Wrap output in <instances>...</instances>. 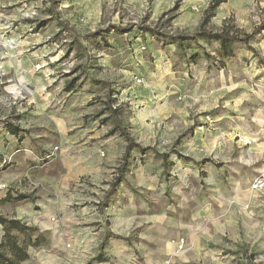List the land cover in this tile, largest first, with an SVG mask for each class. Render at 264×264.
Instances as JSON below:
<instances>
[{"label":"crops","instance_id":"0c3cea01","mask_svg":"<svg viewBox=\"0 0 264 264\" xmlns=\"http://www.w3.org/2000/svg\"><path fill=\"white\" fill-rule=\"evenodd\" d=\"M253 1L224 0L209 24L219 27L235 15L248 27L244 18L256 10ZM165 4L157 0L153 15L170 8ZM190 4L175 18L180 28L198 25ZM212 43L220 50L218 42ZM155 58L162 78L150 74L132 91L112 94V108L125 107L119 117L122 128L141 148H129L117 186L111 187L113 176L128 144L113 132L114 123L104 120H113L101 102L106 93H45L47 107L37 108L36 114L42 119L47 113V120L29 132L21 125L19 136L2 145L0 159L9 166L0 168V214L35 229L33 243L41 242L28 247L21 264H87L100 254L103 240L106 260L92 264H237L239 247L264 225V204L248 207L258 192H249L245 181L232 185L233 171L217 167L235 152L242 161L243 149L233 150L241 144L237 138L245 135L244 127L228 119L249 108L264 110V93H232L231 74L207 79L199 73L197 82H208L207 89L185 96L196 101L197 114L213 116L215 133L203 138L197 130L184 143L178 120L187 113V99L177 93L170 62L164 65L166 53ZM184 146L191 148L183 151ZM19 195L32 199L16 201ZM259 246L264 249L261 239Z\"/></svg>","mask_w":264,"mask_h":264},{"label":"rangeland","instance_id":"374dc122","mask_svg":"<svg viewBox=\"0 0 264 264\" xmlns=\"http://www.w3.org/2000/svg\"><path fill=\"white\" fill-rule=\"evenodd\" d=\"M0 1L3 3L0 6V149L13 136L7 129L8 123L18 128L22 125L29 132L39 121L47 120V113L42 119L36 114L37 108L47 107L45 93H106L101 100L104 103L108 93L111 98L112 94L128 93L134 86L143 85V79L150 74L162 78L155 66V54L160 58L161 53H166L168 60L164 65L170 62L169 72L177 76V93H183L184 99L190 93L207 89L208 82H197L202 72L207 79L231 74L232 93H264V73L259 72L264 71V51L261 50L264 0L253 1L252 8H256V12L244 18V21L249 20L246 28L239 24L235 15L227 17L219 27L209 23L206 26L210 32H219L228 22L229 27L241 35H252L248 46L236 44L235 56L231 59H224L214 43L197 35L212 1L165 0V8H170L158 16L152 13L157 0ZM185 4L193 5L192 10L199 18L198 25L180 28L175 24L179 9ZM174 7L177 10L170 12ZM173 36H197V39L179 46L170 39ZM195 102L190 98L186 100L187 113L178 120L179 124L182 123L178 137L184 143L196 137L197 130L201 131L203 138L210 137V132L215 133L211 128L213 116L210 113L197 114ZM115 108L112 109L125 111L124 106ZM257 109L260 111L249 108L247 114L235 112L228 119L244 127L245 135L237 138L241 144H236L233 150L243 149L242 161L235 152L226 162L217 165L218 168L225 165L233 172L237 170L236 174L231 173L232 185L239 181L243 185L245 181L249 192H258L249 198V208L252 205L262 208L259 204H264V188L253 189L255 181L264 177V154L260 152L264 146V128L261 129L264 110L263 107ZM121 113L116 119L123 117ZM108 114L112 116L111 112ZM104 120L114 123L111 118ZM120 123L123 126L121 120ZM117 134L124 137L119 132ZM189 148L191 146H184L182 150ZM1 166L8 167L9 164L0 159ZM260 213V222L264 223L263 213ZM257 232L256 235L249 234L247 242L239 247L241 258L237 259V264H264V249L259 246L260 239L264 242V225H259ZM1 234L4 236L2 225Z\"/></svg>","mask_w":264,"mask_h":264},{"label":"trees","instance_id":"16d2710c","mask_svg":"<svg viewBox=\"0 0 264 264\" xmlns=\"http://www.w3.org/2000/svg\"><path fill=\"white\" fill-rule=\"evenodd\" d=\"M223 2V0H212L210 6L204 13L203 21L200 25L199 31L197 32L198 36L204 38L206 42L216 41L220 46V55L225 59L234 58V47L237 43H242L246 46L249 45L250 40L252 39V35H241L239 31H234L233 27H229V23L225 22L223 28L219 32H210L206 29L210 19L214 16V12L219 7V5ZM177 10V7H174L172 11ZM150 32V31H149ZM173 43L177 45L190 44V42H195L196 37H186V36H173L170 37ZM210 58V55L207 56ZM112 98L111 94H107V99L103 103L105 105V111L111 112L113 116L114 128L113 132H119L122 136L125 137L127 141V150L122 158V162L120 167L117 169V176L114 178V181L111 187H115L120 183L122 172L124 167L126 166L127 159L129 157V148L134 146L140 148L136 145L127 131L122 128L121 123L118 119L120 114L119 110L112 109ZM7 129L9 133L13 136H19L22 132L18 127L13 126L11 124H7ZM141 149V148H140ZM7 166L3 167L6 169ZM32 199L31 195H19L15 200L24 201ZM0 225L4 228V236L2 238V242L0 244V264H21L28 258L27 250L29 246L39 247L41 242L36 239V242L33 243L32 237L36 234V230L22 224L20 221L15 219H9L0 214ZM16 233V234H15ZM104 241L102 242L100 249L101 252L97 257L91 259L87 264H92L94 261H105L106 259L103 257V246Z\"/></svg>","mask_w":264,"mask_h":264},{"label":"built area","instance_id":"2783aa9c","mask_svg":"<svg viewBox=\"0 0 264 264\" xmlns=\"http://www.w3.org/2000/svg\"><path fill=\"white\" fill-rule=\"evenodd\" d=\"M4 188V186L0 183V189ZM264 188V177H260L258 180L255 181L253 184V189L260 190Z\"/></svg>","mask_w":264,"mask_h":264}]
</instances>
